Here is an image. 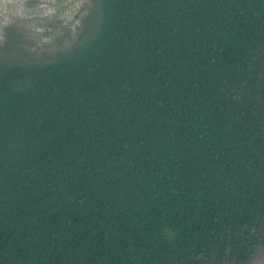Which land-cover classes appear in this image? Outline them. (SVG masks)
Masks as SVG:
<instances>
[{"label": "trees", "instance_id": "16d2710c", "mask_svg": "<svg viewBox=\"0 0 264 264\" xmlns=\"http://www.w3.org/2000/svg\"><path fill=\"white\" fill-rule=\"evenodd\" d=\"M94 1L0 57V264H253L264 0Z\"/></svg>", "mask_w": 264, "mask_h": 264}, {"label": "rangeland", "instance_id": "374dc122", "mask_svg": "<svg viewBox=\"0 0 264 264\" xmlns=\"http://www.w3.org/2000/svg\"><path fill=\"white\" fill-rule=\"evenodd\" d=\"M93 9L94 0H0V57L53 56L75 41ZM253 264H264V252Z\"/></svg>", "mask_w": 264, "mask_h": 264}]
</instances>
